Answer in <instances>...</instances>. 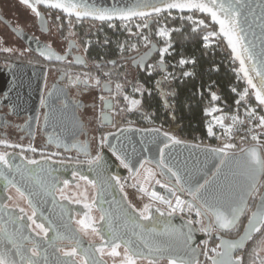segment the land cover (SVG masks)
<instances>
[{
  "label": "water",
  "instance_id": "95a60500",
  "mask_svg": "<svg viewBox=\"0 0 264 264\" xmlns=\"http://www.w3.org/2000/svg\"><path fill=\"white\" fill-rule=\"evenodd\" d=\"M18 1L21 2V0ZM139 2L140 0H86V3L92 7L109 9L123 8L125 10L135 7ZM149 2H155V0H149ZM247 2L252 5L254 14L248 13L247 23L244 24L247 33L246 42H251L255 45L253 51L256 55V60L258 61L260 59L261 49L264 47V44H262L260 39L261 21L259 17L261 9L258 5L261 3V0H247ZM39 6L50 8L45 5H37V8ZM54 10L64 13L60 9ZM142 10L150 12V9ZM155 14L156 13H151L149 15L150 24H152V16ZM73 17L75 16L73 15ZM138 17L139 16H135L132 18ZM208 17L210 18V16ZM80 19L103 22L92 19L91 17ZM241 19L243 23L244 18L242 17ZM113 20L120 19L114 18ZM248 25H251V28H249ZM9 26L14 30L16 35L27 44L30 50L42 56L46 61L55 62L62 58H66L67 55L61 56L55 48L50 47L46 42L31 36L22 29L15 28L11 24H9ZM215 26L219 29L218 25ZM253 33L255 35H253ZM224 42L232 53L226 39H224ZM49 49L51 53H54L51 58L40 54L42 50ZM158 51L159 44L154 41L146 50L134 53L128 56L127 59L131 61L133 67L140 71H144L147 63L156 56ZM57 55L61 58L56 59ZM237 62L240 67L239 60H237ZM252 63V61H246V66L249 68V73L253 76L254 82L259 84V78L256 77L255 72L252 71ZM73 64L78 67L88 68L85 57L79 54L73 53ZM115 64L116 60L110 62V65ZM106 65L107 63L99 62L95 66L101 68ZM257 67L259 68V64H257ZM164 69L165 65L162 70ZM45 75V67L13 64L8 68H0V93H3V97L0 99V104L8 105L15 112L20 111L21 113H17L18 115L27 116L28 120L26 124L27 126L30 125V128H28L29 133H31V128L36 120ZM159 82L157 89L163 94V99L166 101V91L162 88L164 81L163 79H160ZM105 85H108V87L105 88ZM100 89L105 94H111L114 90V83L104 82L101 84ZM252 95L255 99L253 90ZM60 101H63V105L59 104ZM83 106L84 101L75 102L73 98H70L69 90L64 85L55 83L51 87L45 97V113L42 123V130L48 134V144H52L57 148H65L67 150L70 149L71 146L75 149H79V143H74L72 140L79 137L82 132L87 133V130L85 129V121L82 120L78 113V108H82ZM261 107L264 110V106ZM178 130V125H174L170 128V131L174 133ZM165 143L169 145L167 148L164 147ZM110 146H114L116 152L128 161L130 166L133 167V173L137 172L136 170L139 169L140 163L145 160L154 164L157 169L154 171L155 177L151 180L159 179L161 183L169 186H175V178L167 173L166 169L162 170L158 167L160 149H164V159L166 163L180 173L182 181L185 184H192V186L196 185V181L203 183V180L207 178L205 173L210 175L211 173L209 170L214 171L213 164L217 162L209 152V149H211L210 147L185 142L172 144L170 140H167L162 131H157V129L140 128H123L116 132L109 133L106 136L105 147L100 153L103 159L98 166H90L88 163L75 164L54 162L46 159L39 160V165H29L20 155L16 153H8L10 154L9 159L10 163L13 165V169L9 171L0 165V171H3L5 175L8 176L9 180H13L14 183L24 191L25 196L27 197L25 198L26 204L32 212L33 209L36 211L34 219L37 223H42L46 228H49L48 240L43 241L41 245L42 249H47L46 254L48 256V264H56L57 257H59L61 261L74 259L77 264H79V258H82L84 250H87L89 255L95 254V256L99 258L100 254L95 253L94 250L101 246V236H106L108 233L107 223L100 219L98 221L95 220V227L100 231V234L98 235L100 241H90L81 233L79 230V227L81 226L78 224V227L75 224V221L77 222L78 220L85 219L86 216L94 218V210L101 215V209L111 215L112 228L124 240L131 241L133 247H138L147 253L148 250L143 247V241H146L149 244L159 245L163 248V252L153 253V259H156L158 263L166 262L165 264H168V258L170 256L175 257L178 261L179 259H185L188 261L196 260L199 262L202 256L200 242L203 239V235L194 225H191L194 231L191 233L192 239L188 240V227L185 226L187 220L182 218L179 214L174 213L172 216H168V211L166 209L161 205L153 203V207L150 210L152 213V220H139V210L130 202L125 191L121 192L115 181L110 179L111 176L119 177L121 183L122 178L128 173V169L124 168L120 164V161L116 159V156L113 155L112 151H110ZM252 146L255 145H251L246 149ZM85 148L86 150L79 149V151L91 153L90 143L88 141L86 142ZM236 154H240V152ZM16 165L21 166L23 177L21 176V173L15 171ZM233 167H235V165H233ZM162 171L163 175H161ZM49 173H51V175H49ZM73 173H76L80 177L86 176L88 180L96 181L93 198L95 203L91 211L84 207L85 203H75L70 198L62 200L57 193L58 188H63L65 186L63 183L65 180L72 183L71 179L73 178ZM262 177L263 176H258L256 179L258 189L261 187ZM231 179L232 177L229 169H224L216 183L209 188V192H217L221 187L226 188ZM52 184H55V188L52 187ZM10 188L14 187L7 186V182L3 178H0V225H4L9 232H12L17 226L13 224H5V221L9 219V213L12 216H18L20 215L19 208H24L27 215H31L32 213L30 214L27 208L23 206H11L7 204L9 201L8 197L11 196L8 192ZM14 189L16 190V188ZM153 190L168 199L171 198L166 189L162 188L159 184L155 183L152 185L150 191ZM259 193L264 194V186ZM125 195L127 199H124ZM252 198L253 197L248 198L246 209L233 228L230 230H219L218 233L215 230L212 232V237L218 241V244L220 241L216 238L217 234L221 238L229 241H241V237H243L242 247L233 250V257H236V254L246 247V245L252 241L257 234L255 232L246 233L245 229L248 225L249 217L253 212L258 210V205L260 203L259 194L241 232L235 237L226 236L224 233L236 229L242 218L248 212ZM187 199L190 201L191 197L187 195ZM93 200L89 203H92ZM29 201H31V203H29ZM129 203L135 207L137 212H132V210L128 208ZM4 205H7L8 207L4 208ZM156 207H160L165 215L160 216V214L155 211ZM76 214L80 216L79 219L76 218ZM204 219L207 225L212 218L205 216ZM134 221H138L139 224L143 225L145 231L141 233L140 229L135 226ZM21 223L24 225L22 230L23 236H30L33 239H41L35 237L32 228L27 227V225L31 223L27 220V217H25L24 221ZM152 228L155 229V232L148 231V229ZM170 228L178 229L179 232L184 235H164L163 233ZM134 233H137L138 235H134ZM58 234L63 238H57ZM249 236H251V239H249ZM141 237L143 238V241ZM3 240L4 235L3 233H0V241ZM49 241L51 242V245L49 244ZM23 242L28 244V241ZM77 243L79 244L77 251L80 254L74 258L63 257L56 251L57 248H63L68 245L73 247ZM121 248H123V245ZM121 248L118 249L120 253ZM193 249H195V251H193ZM105 250H107V252L102 258L105 264H119L120 261H109L105 256L108 255L107 253L110 251V248L106 247ZM214 255L215 254L213 253L212 256Z\"/></svg>",
  "mask_w": 264,
  "mask_h": 264
},
{
  "label": "snow or ice",
  "instance_id": "6c2138e0",
  "mask_svg": "<svg viewBox=\"0 0 264 264\" xmlns=\"http://www.w3.org/2000/svg\"><path fill=\"white\" fill-rule=\"evenodd\" d=\"M21 3L26 5L31 9L33 13L37 17L41 15V13L37 9V5H45L50 8L60 9L69 17L75 16L77 19L84 17H91L95 20L100 21H111L114 18H119L121 21H127L132 17H146L151 13H161L163 11L171 10H179L183 13L187 10L189 13L191 12H199L204 13L210 16L213 24L218 25V31L212 30L209 31L206 35L203 36L204 41H209L211 37L222 36L227 40L228 46L231 48L233 56L236 60H239L240 69L239 71L243 73L244 78L247 80L248 88L253 90V94L255 96V100L258 102L259 106H264V47L261 49L260 59L256 60V55L253 51L255 45L251 42H246L247 33L245 31L244 24L247 23V14L253 13L254 10L252 5L247 2V0H155V2H149V0H140V2L133 8L123 9V8H97L92 7L86 3V0H21ZM261 9L260 13V27H261V36L260 39L262 44H264V0H261V3L258 5ZM142 9H150L149 11H144ZM244 18L243 23L242 19ZM181 19H187L195 25L193 31H196L197 28L203 26L204 28L209 27L205 24L204 20H196L192 15H188L187 17H181ZM141 27V26H138ZM142 27H148V24L145 23ZM251 28V25H248ZM158 35L160 37H169L170 30L167 28H160L158 31ZM253 35H255L253 33ZM147 41V37L144 38ZM207 46V44L205 45ZM171 47L170 40L166 41V46L159 49L161 59L158 62L156 67L163 68L164 66V54L168 53L169 48ZM9 51V49H5ZM41 55L48 56L51 58L54 53H51L49 50H42ZM60 56H56V59H60ZM246 61H252V71L255 72L256 77L259 78V84L254 82V78L249 73V68L246 66ZM187 61L181 60L180 63L184 64ZM115 63V62H112ZM259 64V68L257 67ZM105 75H110L105 73ZM187 75V73L185 74ZM99 84V79L96 81ZM160 83L159 81L157 82ZM108 85H105L107 88ZM116 89L119 92L122 88V85L117 83ZM248 88H246L243 93L239 94V99L236 101V104L239 106L241 101L245 100L246 97L249 96ZM136 91H141L140 88H136ZM233 91H236L233 89ZM125 100L128 97H124ZM212 99L216 100L217 97L215 93L212 94ZM131 106L135 108L140 104L139 100L133 99L130 101ZM215 111V110H214ZM246 115L249 118L248 122L251 123L253 119L257 120L258 123L254 125L256 128H260L264 130V115H258L256 109H248L246 110ZM232 124L226 128V134H230L232 131V127L237 123L244 124L245 121L241 120L238 115H232L230 117ZM216 123L221 127H224L225 117H217L215 118ZM158 131V130H157ZM208 132L210 135L213 134L212 127L209 126ZM164 136L167 140H170L172 144L181 143L180 140L174 139L168 135V133H164ZM106 139V138H105ZM251 139L256 142L255 146H252L248 149H240V154H236L232 152V149L235 148V145L229 143L227 140L224 141L221 147L211 148L209 149L212 157L217 161L213 164L214 171H210V175L205 173V178L203 183L196 181V185L192 186V184H185L182 181V177L180 173L174 170L170 165H168L164 159V149H160V159L158 161V167L162 170L166 169L167 173H169L172 177L175 178V186H169L167 184L161 183L159 179L155 180L156 184H159L162 188H165L171 197H174V203L172 199H168L165 196L159 194L156 191H148L147 188L141 184L140 191L150 196L151 200L154 202H159L160 204L166 205L169 209L167 215L172 216L176 212L183 213L185 209L189 212L195 211L196 217L200 218L197 220L188 219L186 222V227H188L187 239L191 240V233L194 229L191 225L200 224V231L209 235L211 238L212 232L215 230L217 233L219 230H230L233 228L239 220V217L243 214L247 206V200L249 197H255L259 194L260 203L258 205V210L253 212L249 217L248 225L246 226V233L255 232L259 233L264 230V194L259 193V189L256 184V179L258 176H264V143L260 142L259 136L257 134H252ZM0 143H6L4 141H0ZM169 145L165 143V148ZM31 151L35 152V148H31ZM110 151H112L113 155L116 156V159L120 161V164L128 169L130 172L133 171V167L130 166L128 161L121 155H119L114 146H110ZM87 154V153H86ZM10 154L8 153H0V165H2L5 169L11 171L13 169V165L10 163L9 159ZM43 159H50V157H42ZM103 157L97 154L94 158L87 160V163L92 165H99L102 161ZM29 165H39L40 161L35 159H29L27 161ZM235 165V167H233ZM145 167V162L140 163V168ZM229 169L232 179L229 181L227 187H221L217 192H209V188L216 183L218 177L222 174L224 169ZM15 171L21 173L23 177V172H21V166L16 165ZM137 172L139 170H136ZM147 176L145 177V182L155 177V172L151 169L147 170ZM51 175V173H49ZM76 175V173H73ZM163 175V171L161 172ZM0 178H3L7 182V186L16 188L17 193L20 194L21 197L27 198L25 196L24 191L21 190L19 186H17L13 180H9L8 176L5 175L3 171H0ZM82 180L87 181V183L91 184L92 187L96 186V181L88 180L86 176L80 177ZM55 179V178H53ZM111 180H114L116 185L119 186L120 191H124V186L120 183L119 177L111 176ZM65 187L68 185V181L64 182ZM52 187L55 188V184H52ZM61 193L63 190H60ZM186 193L191 200L182 199L180 195L177 193ZM12 197L9 196L8 199ZM62 200H67L68 197L61 194ZM84 199L87 197L85 195ZM124 199H127L126 195ZM75 203H80L79 199L73 201ZM31 203V201H29ZM95 200L92 203H85L84 207L91 211ZM7 208V205L3 206ZM152 204H145L144 207L138 211L139 220H152L151 208ZM128 208L132 210V212H137L135 207L128 204ZM155 211L160 214V216H164V211L161 210L160 207H156ZM20 215L12 216L9 213V219L5 221V224H13L17 227L14 231L9 232L7 227L4 225H0V233H3L4 240L0 241V264H48V256L47 249H42L41 245L43 241L48 240V232L49 228H46L44 224L37 223L34 219L36 216V211L33 209L31 215H27L24 208H19ZM205 216L211 217L210 222L205 225L203 219ZM25 217L31 223L27 225V227L32 228L35 233V237H39L41 239H33L30 236H23L22 230L24 225L21 223L24 221ZM101 221H105L108 225V233L106 236H101L102 244L100 247L95 248V253H99L100 256L97 258L95 254L89 255L87 250H84L83 256L79 261V264H105L103 261V256L105 255V248H110V251L107 253L111 257H120L121 253L118 249L123 245V256L120 260L119 264H138V261L146 260L147 264H158L156 259H153V253L163 252L164 249L159 245L149 244L146 241H143V247L148 251L145 253L138 247H133L131 241L124 240L113 228H112V217L109 213L101 209V215L99 217ZM77 223L81 226V230L87 232V230H91L92 233L99 235L100 231L97 227H95V219L90 216H86L85 219L78 220ZM135 226L138 227L142 232L145 231L143 225L139 224L138 221H134ZM34 226V227H33ZM38 229V231H37ZM150 232H155V229H148ZM164 235H184L180 233L178 229L170 228L163 233ZM134 235H138L134 233ZM57 238L60 237L59 234ZM216 238L220 241L216 247L211 249V252L214 253V256H209L207 250L204 252V255L208 260L211 261V264H243L242 257L232 256L233 250H236L242 247L243 237H241V241H229L221 238L218 234ZM70 239V238H69ZM251 239V236H249ZM23 241H28V244H25ZM51 245V242L49 241ZM30 245V246H29ZM79 244L77 243L75 246L70 247L68 249L65 248H57L56 251L59 252L63 257L74 258L80 253H78L77 249ZM195 251V249H193ZM255 252V249L253 250ZM56 264H77V262L73 260L69 261H61L59 257H57ZM168 264H199L198 261L192 260L188 261L185 259H179V261L175 257L168 258ZM254 264V262H253ZM260 264H264V259H261Z\"/></svg>",
  "mask_w": 264,
  "mask_h": 264
},
{
  "label": "flooded vegetation",
  "instance_id": "af4514ba",
  "mask_svg": "<svg viewBox=\"0 0 264 264\" xmlns=\"http://www.w3.org/2000/svg\"><path fill=\"white\" fill-rule=\"evenodd\" d=\"M37 9L41 13L39 17L18 0H0V68H8L13 64L46 68L36 120L31 128V133H29L28 129L30 125L27 126L26 124L28 120L27 116L18 115L17 113H21L20 111L15 112L8 105L0 104V141L6 142L0 143V153H16L26 161L29 159L39 161L45 160L42 157H50V159L46 160L85 164L87 160L94 158L97 154L100 155L105 147V138L109 133L123 128H131L128 125L140 113H146L147 111L145 110L143 100L140 105L133 110H129L123 100L125 93H128L127 87L122 86L118 92L115 87L116 83L113 80L106 81L114 83V90L111 94H105L101 91L100 86L104 82L99 81L97 87L90 86L88 83L87 76L90 75V72L93 74L96 71L97 67L95 65L99 62L106 63L105 60L97 61L90 58L89 50L85 47L89 35L87 26L92 20L77 19L73 16L69 17L52 8L39 6ZM9 24L46 42L50 47L55 48L61 56L67 55L66 58L55 62L46 61L42 56L30 50L27 44L16 35ZM5 49H9V51ZM73 53L85 57L88 68L75 66L73 64ZM114 60H116L115 65L121 61L119 58H115ZM126 60L129 62L130 68L137 74L139 69L133 67L129 59L126 58ZM55 83L62 84L68 88L69 96L75 102L84 101V106L78 108V113L82 120L85 121L87 133L82 132L79 137L72 141L77 144L79 143L78 147L80 150H86L85 145L88 141L90 143L91 153L81 152L73 146L67 150L47 143L48 134L42 130L45 113V97ZM2 97L3 93H0V99ZM88 103L91 104V108L88 110L87 118H84L81 115V111L87 108ZM59 104L63 105V101H60ZM31 148H35L36 151H31ZM143 162H145L144 168L139 167V171L135 173L128 170V173L122 179L131 174L137 176L140 172L147 176L148 169L156 171L157 167L154 164L146 160ZM71 180L72 183H68L67 187L64 186L63 188L57 189L59 196L61 197V194H63L72 201L79 199L82 203L91 202L94 198L95 187H92L89 183L82 180L77 174L73 175ZM149 184L150 186L154 185L155 180L150 179ZM261 189L262 187H260L259 192ZM60 190H63V192L61 193ZM8 192L12 197L7 202L8 205L23 206L27 208L30 214L32 213L26 204V199L21 197L14 188H10ZM85 195L87 197L86 200L84 199ZM257 196L252 198L253 203ZM93 213L95 220L98 221L100 217L99 213L96 210ZM76 218L79 219L80 216L76 214ZM75 224L79 227L76 221ZM79 230L90 241H100V237L90 230L85 232L81 230V227H79ZM224 234L230 237L237 236L233 232ZM217 244L218 241L212 237L208 253L209 256L213 255L211 249L216 247ZM70 247L68 245L63 248L68 249ZM254 249L255 252L253 251ZM106 252L107 250H105ZM121 253L123 255L122 248ZM236 256L242 257L243 264H253V262L254 264H260L261 259H264V230L257 233L253 240L239 251ZM79 259L81 260V258ZM107 259L109 261H120L122 257H107ZM199 261H201V258ZM165 263L161 262L160 264ZM206 264H211L210 260L207 259Z\"/></svg>",
  "mask_w": 264,
  "mask_h": 264
},
{
  "label": "built area",
  "instance_id": "2783aa9c",
  "mask_svg": "<svg viewBox=\"0 0 264 264\" xmlns=\"http://www.w3.org/2000/svg\"><path fill=\"white\" fill-rule=\"evenodd\" d=\"M188 15H192L196 20H204L205 24L209 27L204 28L200 26L196 29V31H203L201 36V45L205 49L213 50L216 46L220 45L224 48L225 51L229 52L227 57V63L230 66V69L233 73V81L230 83L229 90L233 92L235 98L230 103H221L220 99L222 94L215 93L211 90V87L215 85V82L211 81L206 86V91L210 92L211 101L204 108V128L206 132V137L204 139H196L195 142L191 144L206 146L210 148L221 147L225 140L229 143L235 145V148L232 149V152L238 153L240 149H246L251 145H256V142L251 139L252 134H257L259 136L260 142L264 143V130L260 128L254 127L257 120L253 119L251 123L248 122L249 118L246 115V110L248 109H256L258 115H264V110L261 106L258 107V103L254 99L252 95V90L248 88L246 78H244L243 73L239 71L240 67L237 60L234 58L230 50L228 49L226 43L222 36L211 37L209 41H204L203 36L206 35L209 31L216 30L217 27H214V24L210 21V18L204 14L199 12H191L184 11L181 13L179 10H171L163 11L159 14H155L152 16L153 22L149 23V16L146 17H138V18H130L127 21L121 20H111V21H103L97 22L98 26L94 29L87 37L85 47L89 50L91 45L99 41V36L97 34H101L102 38H104L106 45H110L111 49L116 52L117 57L119 59L127 58V56L132 55L137 52H141L146 50L154 41L159 44V49L166 46V41L170 40L171 47L169 48L168 53L164 54V65L165 69L162 70L161 67H156L158 65L159 60L161 59L160 52L158 51L156 56L150 60L144 71H141L144 75L142 78L137 79V83L141 84L145 87L144 91H136L138 96H142L145 92L150 93L154 88L157 87L158 81L163 79V84L165 83H173L183 81L185 78L193 76L196 64V57L193 55H187L182 53V49H178L174 42V33L181 31L185 25H188L193 28L195 25L187 19H181V17H187ZM147 23L148 27H142L143 24ZM141 26V27H138ZM167 28L170 30L169 37H160L158 35V31L160 28ZM145 37H147V41H145ZM207 44V46H205ZM187 61L184 64H181V60ZM103 60V59H102ZM97 61H101L98 59ZM217 69V65L214 66ZM105 73L110 74L105 69L96 70L93 75L99 79L100 82H106L112 80V75H105ZM187 73V75H185ZM148 83V84H147ZM248 88L249 96L245 98V100L241 101L240 105L236 104V101L239 99V94L243 93V91ZM235 89L236 91H233ZM215 93L217 99H212V94ZM203 94V90L201 87L198 88V95L201 97ZM215 110V111H214ZM232 115H238L241 120H244V124L237 123L232 127V131L230 134H226V128L232 124L230 117ZM225 117L224 127H221L216 123L215 118L217 117ZM209 126L212 127L213 134L210 135L208 132ZM131 128H140V129H157L162 131L163 133H168V135L174 139L179 140L174 132L170 131V125L164 122L163 120H156L153 118L148 112L140 113L129 125ZM135 175L131 174L130 176L122 179V185L131 187L135 191L143 194L147 199H149L152 203L161 205L164 209L169 211L166 205L160 204L159 202H154L151 200L150 196L140 191V183L133 182L132 179ZM150 192V190L148 189ZM181 196L182 199H187V194L177 193ZM170 199L173 200L174 197ZM185 220L192 219L197 220L200 219L196 217L195 211L189 212L187 209L183 213L176 212ZM204 224L206 225L205 219H203ZM198 230L200 229V224H193ZM199 232L203 235V239L200 242V246L202 249V257L200 264H206L207 257L204 255V252L207 250L209 253L210 241L212 238L209 237L208 234Z\"/></svg>",
  "mask_w": 264,
  "mask_h": 264
},
{
  "label": "trees",
  "instance_id": "16d2710c",
  "mask_svg": "<svg viewBox=\"0 0 264 264\" xmlns=\"http://www.w3.org/2000/svg\"><path fill=\"white\" fill-rule=\"evenodd\" d=\"M214 27L216 26L214 25ZM202 33L203 31H193L191 27L185 25L181 31L175 32L173 37L175 45L178 49H182V53L196 57L193 76L187 77L180 82L162 85V88L166 91V101H164L163 94L157 87L150 93L145 92L143 96L145 110L156 120H163L171 127L178 125L179 130L175 132V135L181 142L185 143H193L196 139H204L206 137L203 111L211 101L210 92L206 91V86L209 82H215V85L211 87L212 91L222 94L221 103L228 104L235 98L228 87L233 81V73L227 63L229 52L225 51L220 45L213 50L203 48L201 45ZM97 35L99 36V41L91 45L89 49L90 58L105 60L107 66L102 67V69L110 72L114 83L118 81L125 83L130 80L129 62L123 57L117 65H110L111 61L118 58L117 54L111 49L110 45H106L101 34ZM125 63L126 65H124ZM215 65H217V69L214 68ZM98 69L96 68V70ZM143 75L139 70L135 74V80L142 78ZM199 87L203 90L201 97L198 95ZM127 90H129L128 86ZM263 185L264 176L262 177ZM131 190L134 191V189L124 186L128 199L134 204L130 195ZM251 209L252 207L248 209L246 215L242 218L235 231H233L235 235L241 232Z\"/></svg>",
  "mask_w": 264,
  "mask_h": 264
},
{
  "label": "rangeland",
  "instance_id": "374dc122",
  "mask_svg": "<svg viewBox=\"0 0 264 264\" xmlns=\"http://www.w3.org/2000/svg\"><path fill=\"white\" fill-rule=\"evenodd\" d=\"M98 26V24H97V22H95V21H92L91 23H89L88 24V26H87V32L89 33V31L90 32H92L94 29H96V27ZM129 70H130V76H131V79L130 80H128V81H126L125 83H123V82H121V81H118L117 83H119V84H121L122 86H124V87H129V90H128V93H125V95H124V97H128V99L127 100H125V98L123 99L124 100V102L127 104V108L129 109V110H133L134 108L131 106V103H130V101L131 100H133V99H136V100H139L140 101V104H141V102H142V100H143V97L142 96H138V95H135V94H137L136 93V88H140L141 89V91L140 92H142V91H144V89H145V87L144 86H142L141 84H139V83H137V81L135 80V73H134V71L131 69V68H129ZM95 72V71H94ZM93 72V73H94ZM90 75L89 76H87V79H88V83L90 84V86H94V87H97L98 86V84L96 83V81H97V78L90 72L89 73ZM116 83V84H117ZM124 93V92H123ZM125 104V105H126ZM139 104V105H140ZM91 106V104H87V108L85 109V110H82L81 111V115L84 117V118H87V116H88V110L91 108L90 107ZM137 107V106H136ZM146 174H143V177H144V179H145V176ZM138 176V175H137ZM137 176H135V177H133V179H132V181L133 182H138L137 181ZM141 184H143V186L145 187V188H147V189H149L150 190V184H149V180L147 181V182H145V180H141V182H140V185ZM264 186V185H263ZM262 186V182H261V187H263ZM130 189H132L131 187H130ZM142 196H144L143 194H141ZM145 197V196H144ZM254 198V197H253ZM133 200V199H132ZM133 202H134V204H136V206H138V208H140V209H142L144 206H142L138 201H134L133 200ZM253 205H254V203H253V200H251L250 201V205H249V208H253ZM248 208V209H249ZM252 210V209H251ZM251 212V211H250ZM94 214V213H93ZM237 228V227H236ZM233 231H235V230H233ZM233 231H231V232H233ZM123 249V248H122ZM123 255H122V253H121V256L120 257H122ZM106 258L107 257H111L110 255H106L105 256ZM120 257H117V258H120ZM80 260V259H79ZM138 264H147V261L146 260H141V261H138ZM158 264H160V263H158ZM199 264H200V262H199Z\"/></svg>",
  "mask_w": 264,
  "mask_h": 264
},
{
  "label": "crops",
  "instance_id": "0c3cea01",
  "mask_svg": "<svg viewBox=\"0 0 264 264\" xmlns=\"http://www.w3.org/2000/svg\"><path fill=\"white\" fill-rule=\"evenodd\" d=\"M137 181L140 183L141 180H145L143 177V174L140 172V174H138L137 176ZM130 195L131 198L134 201H138L142 206H144L145 204H153L149 199H147L146 197L142 196L139 192L137 193V191H130ZM138 210H141L140 208H138V206H136V204H133Z\"/></svg>",
  "mask_w": 264,
  "mask_h": 264
}]
</instances>
